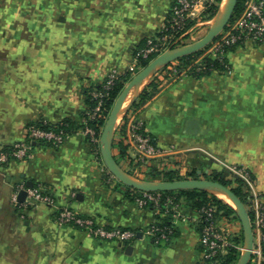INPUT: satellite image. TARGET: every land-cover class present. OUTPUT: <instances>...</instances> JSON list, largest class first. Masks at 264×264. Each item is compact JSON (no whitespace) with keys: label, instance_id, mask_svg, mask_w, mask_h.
Segmentation results:
<instances>
[{"label":"crops","instance_id":"0c3cea01","mask_svg":"<svg viewBox=\"0 0 264 264\" xmlns=\"http://www.w3.org/2000/svg\"><path fill=\"white\" fill-rule=\"evenodd\" d=\"M211 2L204 0L196 15ZM172 3L0 0V155L26 138L31 123H83L89 88L111 72L131 71L136 50L165 25ZM227 58L229 71L168 85L153 80L158 91L135 112L164 151L157 159L181 179L240 165L255 176L251 192L264 203V42L249 39ZM31 151L26 159L0 160V264H204L197 209L181 198L171 214L177 234L158 241L147 229L164 215L130 196L92 150L85 128L59 145L33 142ZM132 164L131 175L150 181L144 177L150 166L132 172ZM22 186L41 187L52 203H15ZM64 208L137 237L123 243L90 236L58 222ZM228 222L239 231L236 220H221L226 237Z\"/></svg>","mask_w":264,"mask_h":264},{"label":"built area","instance_id":"2783aa9c","mask_svg":"<svg viewBox=\"0 0 264 264\" xmlns=\"http://www.w3.org/2000/svg\"><path fill=\"white\" fill-rule=\"evenodd\" d=\"M203 2L204 0H173L168 20L161 28L164 34L149 37L146 45L139 50L136 60L139 61L140 57L143 59H151L154 55L171 48V46L177 42V39L183 37L190 31L191 27L186 29V26L194 19L198 6L202 5ZM180 31V35L176 36ZM249 39L264 42V0H245L243 10L232 19L223 32L205 48V51L192 64L180 67V62L178 60L172 61L157 70L154 80L156 82L162 81L166 85L173 83L184 76L190 75L189 73L193 65H198L197 69H203L205 57H224L228 53V47L242 45ZM167 45L170 46L167 47ZM118 75L119 73L117 72L109 73L105 79V88H109ZM90 93L93 98L98 99V103L93 112L89 113L90 118L105 120L107 107L104 105L103 101V97L105 96L104 92L93 89ZM143 127L144 123L139 119L138 114L136 112L133 113L128 122L127 142L129 147L133 150L134 156H136L140 162L163 156L164 151L158 148L148 133L142 132ZM85 132L90 141L99 142L100 144V133L98 135L92 127H86ZM66 139L67 137L64 136L62 131L55 132L52 130H45L35 123H31L27 128L26 138L16 142L9 153L2 152L0 160L7 161L9 158L26 159L30 157L33 142L53 140L59 145ZM231 169L241 176H248L246 169L243 167L237 168L233 166ZM21 188L27 191L25 201L28 204H34L35 202L52 203L53 201L52 196L48 192L43 191L41 187L25 188L22 186ZM136 198L142 206L153 202L154 206L160 210V192L144 191L142 195L136 196ZM13 201L19 203L18 192L13 196ZM261 202L259 197L255 198V220L253 226L255 237L256 234L259 236V242L258 244L255 243L252 256L253 264H264V214L261 210ZM174 206L173 199L168 198L167 211L172 210ZM214 211L215 209L213 207H209L204 208L202 213H199L200 219L202 216H205V220L208 221L203 227L200 236V243L203 247L205 256L204 264H211L208 261L217 257L218 254L223 253L229 245L228 238L221 231L219 223L213 218ZM57 220L60 224L73 223L83 229L88 235L99 239L118 240L123 243H128L137 237V233L134 230L120 227L106 228L97 225L92 218L83 217L69 208L60 210ZM147 233L154 236L158 241L168 238V232H165L164 229L155 224L147 229Z\"/></svg>","mask_w":264,"mask_h":264},{"label":"trees","instance_id":"16d2710c","mask_svg":"<svg viewBox=\"0 0 264 264\" xmlns=\"http://www.w3.org/2000/svg\"><path fill=\"white\" fill-rule=\"evenodd\" d=\"M222 0H214V2L208 3L206 10L204 11V14L206 15V20H211L215 17L219 10V3H221ZM245 0H239V3L237 5L234 17L235 18L244 7ZM196 21H190L187 26V28H190ZM183 32V31H182ZM181 31L176 35L179 36ZM164 32L160 29L155 36L163 35ZM147 39L138 47V49L135 52V57L138 56L139 50L146 45ZM235 48V46H230L227 48V51H231ZM205 49H202L196 53L186 55L178 61L180 62V67H185L190 64H192L203 52ZM228 54V53H227ZM227 54L224 57H217V58H211V57H205L204 58V67L203 69H197L198 65H193L190 70V75L200 79L202 77L210 75L213 71H229L230 65L228 62ZM139 62L141 66L147 65L149 62V59H143L139 58ZM131 76V72L127 71L125 73H119L117 78L114 80V82L109 86V88H105L106 80H104L100 84L93 85L89 88L87 91L88 94V105H89V113H92L94 108L96 107L98 103V99L93 98L91 95V90L98 89L100 91H103L105 96L103 97L104 105L107 108H111L118 97V95L121 93V91L124 89L126 84L129 82ZM158 91V84L154 81L150 82L146 85V87L141 91L138 98L132 103L129 110L124 115L121 123L119 124L115 139H114V154L119 162V164L125 169L128 170V165L133 163V158L129 155L127 152L129 148V144L127 142L126 137V130L128 126L129 119L135 111H137L142 105H144L148 100L151 99V97ZM85 115V121L78 122L72 119H63L59 122H49L46 120H41L37 123H35L37 126L45 129V130H52L55 132H63L64 136L68 137L72 133H74L78 129L86 128V127H92L99 135L101 131V126L104 123V120L98 119V118H90V114ZM142 132L147 133L145 127L142 128ZM154 142V140L152 139ZM45 143H55L53 140L50 141H43ZM91 148L92 150L97 153L98 157L102 161L101 153H100V144L99 142H92ZM13 147V146H12ZM12 147H7L5 151H11ZM122 160L124 163H122ZM103 162V161H102ZM167 166V165H166ZM158 169L157 167L150 168L152 171L151 173H148L151 175L150 181H156V180H177L181 179L178 172L174 169L165 168ZM237 168H242L240 165H235ZM230 167H225L222 170H215L210 174H204L203 176L207 179H212L218 182L223 183L224 185L230 187L240 198L241 200L249 207L250 216L252 219V222L255 220V195L251 192V184L255 180V176L250 171H247L248 176L244 177L239 174H236ZM129 172V170H128ZM192 176H197L195 172L190 173ZM153 192H160L161 193V199L159 203L160 211L164 215L160 221L156 222L155 225L164 229L165 232H168V238L164 239L165 241L169 240L172 236L177 234V230L174 227L173 223L171 222V214L172 210L167 211V199L172 198L173 203L176 205L180 202V199L183 198L186 201H188L197 211L202 213V210L204 208L213 207L215 211L213 212L214 220L219 223L221 220H237L240 221L238 213L236 209L229 203H227L223 198L217 196L216 194L204 190V189H179V190H173V191H153ZM143 193L140 190H136L134 188L129 187V194L131 197H135L139 194ZM260 198V197H259ZM150 206L154 205L153 202L149 203ZM261 210L264 214V203L261 202ZM204 215V214H203ZM208 221L205 220V216H202L200 219L199 224V230L200 234L202 233V229L205 226V224ZM170 230V232H169ZM241 234V235H240ZM163 239H160L159 241H162ZM244 240L242 229L240 232L233 236L231 238V245H228L226 247V253H220L217 257H215L212 260H209L208 262L211 264H236L241 251L239 249V244ZM252 260V259H251ZM249 264H253L252 261H250Z\"/></svg>","mask_w":264,"mask_h":264},{"label":"water","instance_id":"95a60500","mask_svg":"<svg viewBox=\"0 0 264 264\" xmlns=\"http://www.w3.org/2000/svg\"><path fill=\"white\" fill-rule=\"evenodd\" d=\"M238 3L239 0H229L226 11L221 15V20L216 25L211 26L202 38L190 45L181 48L171 47L159 53L129 80L124 89L116 98L104 123L100 134V153L102 161L109 172L119 181L136 190L153 192L173 191L179 189H204L207 191L211 188L222 189L235 204L233 207L238 213L242 226L244 241L247 245V249L241 253L237 264H249L255 248V230L250 216L249 207L230 187L224 185L221 182L207 178H183L162 181L140 180L132 176L119 164L113 151L115 134L120 121L119 115L131 89L137 84L144 82V80L150 75H154L162 66H165L168 63L178 60L186 55L196 53L210 45L232 21ZM134 101L135 100H133L132 103ZM132 103L129 105L130 107ZM130 107H128V110ZM30 186L32 185L30 184ZM26 196L27 191L22 190L19 194V200L25 201Z\"/></svg>","mask_w":264,"mask_h":264},{"label":"rangeland","instance_id":"374dc122","mask_svg":"<svg viewBox=\"0 0 264 264\" xmlns=\"http://www.w3.org/2000/svg\"><path fill=\"white\" fill-rule=\"evenodd\" d=\"M219 5V10H218V12H217V14L215 15V17L213 18V19H211V20H206L205 18H206V15L205 14H197L196 16H194V18H197V20H198V22H197V24H195V25H192L191 26V29H190V31L186 34V35H184L183 37H180L179 39H177V42L176 43H174L171 47H176V48H181V47H184V46H187V45H190V44H192V43H194L195 41H197V40H199L200 38H202L206 33H207V31L210 29V27L211 26H213V25H216L220 20H221V13H222V9H221V3H219L218 4ZM220 10H221V12H220ZM220 14V15H219ZM171 45V44H170ZM170 45H167V47H169ZM166 47V48H167ZM165 48V49H166ZM158 54H156V55H154L151 59H149V61H151L155 56H157ZM175 61H177V60H175ZM135 65H134V67L131 69V76H130V79L141 69V68H143V66H141L140 65V62L139 61H135ZM136 68H138V69H136ZM154 78H155V74L154 75H150L149 77H147L144 81V84L142 85V87H141V89L143 90L145 87H146V85L147 84H149L150 82H152L153 80H154ZM130 107V106H129ZM112 108V107H111ZM111 108H107V112H106V118H105V120H104V123H105V121H106V119H107V117H108V115H109V112H110V110H111ZM127 110H128V108L126 109V111L124 112L125 114H126V112H127ZM125 114H123V116L120 118V121H119V124L121 123V121H122V119H123V117H124V115ZM104 123H103V125L101 126V131H102V129H103V126H104ZM119 124H118V126H119ZM101 131H100V134H101ZM134 158V160H133V162H134V164H132V167H133V170H132V172L134 171V170H139L140 172H142L141 170H142V168L143 167H148L149 168V166L152 168V167H157L158 169H160V168H163L164 167V165H165V161H162L161 159L159 160V159H151V160H148V161H145V162H140L139 161V159L138 158H136V156H133ZM157 160V161H156ZM166 169H167V166L165 167ZM244 168V167H243ZM151 169L149 168V172L151 173ZM131 172V171H130ZM129 172V173H130ZM148 172V173H149ZM143 173V172H142ZM148 173H145L144 175V177L146 178V179H151V175H149ZM133 174H135V173H133ZM237 174V173H236ZM132 176H135V175H132ZM135 178H143V177H141V176H138V177H136L135 176ZM141 180V179H140ZM208 191H210V192H212L213 193V191H212V189H210V190H208ZM225 200V199H224ZM226 201V200H225ZM227 203H229L228 201H226ZM237 221V220H236ZM236 223V222H235ZM228 224H229V222H228ZM237 225L239 226V232H240V230L242 229V226H241V222L240 221H237ZM228 227H229V229H226L227 230V232L229 233H227V237H228V242H229V245H231V243H232V241H231V238L233 237V236H235L237 233H238V231L236 232L235 230H234V228H232L231 227V225L229 224L228 225ZM241 235V234H240ZM244 246H245V241L243 240L240 244H239V249H240V251H241V253L244 251ZM223 253H226V250L223 252ZM240 256H241V254H240ZM240 258V257H239ZM239 260V259H238ZM251 261H253V259L251 260ZM238 262V261H237ZM237 264V263H236Z\"/></svg>","mask_w":264,"mask_h":264},{"label":"bare ground","instance_id":"6f19581e","mask_svg":"<svg viewBox=\"0 0 264 264\" xmlns=\"http://www.w3.org/2000/svg\"><path fill=\"white\" fill-rule=\"evenodd\" d=\"M228 3H229V0H222L221 2V9H222V13L223 14L227 7H228ZM221 12V10H220ZM220 15V14H219ZM145 82V81H144ZM144 82H141L139 84H137L136 86H134L131 91L129 92L126 100H125V103H124V106H123V109L119 115V119L122 117V115L124 114V112L126 111V109L129 107V105L132 103V101L135 99L136 95L139 93V91L141 90V87L142 85L144 84ZM213 193H215L217 196L225 199L226 201L229 202V204H231L232 206H235L234 202L232 201V199L222 190V189H219V188H211ZM247 249V245L245 244L244 246V251Z\"/></svg>","mask_w":264,"mask_h":264}]
</instances>
